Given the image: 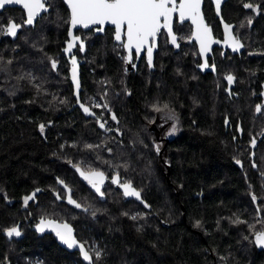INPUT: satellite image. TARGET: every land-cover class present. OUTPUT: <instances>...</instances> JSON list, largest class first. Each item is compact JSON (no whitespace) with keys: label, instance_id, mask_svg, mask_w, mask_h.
Instances as JSON below:
<instances>
[{"label":"trees","instance_id":"trees-1","mask_svg":"<svg viewBox=\"0 0 264 264\" xmlns=\"http://www.w3.org/2000/svg\"><path fill=\"white\" fill-rule=\"evenodd\" d=\"M50 6L16 41L0 40V264H264V247L254 242L264 231V105L254 96L264 82V0L224 5L223 18L236 24L245 51L219 57L216 76L196 71L190 47L176 54L164 48L154 72L126 75L105 38L90 45L81 67L83 98L97 93L118 103L115 133L71 108L60 51L68 14L58 0ZM204 12L215 24L209 3ZM11 14H0V37ZM226 73L236 77L235 98L223 91ZM108 86L120 96H108ZM164 102L183 131L170 144L177 153L158 157L145 129L155 103ZM225 117L240 122L242 140L233 141L235 129L225 133ZM251 135H262L253 149ZM75 169L120 178L149 209L124 200L109 181L98 197ZM66 186L79 208L68 202ZM42 219L67 224L91 261L79 247L60 245L52 231H38ZM17 225L20 235L9 237L6 230Z\"/></svg>","mask_w":264,"mask_h":264},{"label":"flooded vegetation","instance_id":"flooded-vegetation-1","mask_svg":"<svg viewBox=\"0 0 264 264\" xmlns=\"http://www.w3.org/2000/svg\"><path fill=\"white\" fill-rule=\"evenodd\" d=\"M50 1L51 0H46L45 7L47 11L43 12L40 17H37L33 25H28V26L26 25L27 11L26 9L23 8L22 3L9 4V5H5L3 8H0V14L6 13V12L12 13L10 18H8L6 25L2 29V35L0 37V40H2L3 38L4 40H8V41H16L20 32L23 29L34 28L37 22L44 15L50 12V9H51ZM58 1L63 5L64 9L66 10L68 14L66 37L63 40V45L60 49L61 55L65 59L66 64L68 66V72H67L68 77L70 76V73H69L70 66H71L70 61L75 59L76 63H79L80 76H81V67L86 62V57L88 55L89 46L92 45L93 43H97L98 40H102L104 38H105V42L108 41V47H110L109 50H112L111 55L120 61L121 65L123 66V72L126 75L137 73L139 69H146L147 72L148 71L154 72L156 68L158 55L161 53V51L164 48L171 49V51L174 54L178 53L180 50L185 49L186 47L195 49L196 63L194 64V67L196 71L199 72L201 75L211 74L213 76L217 75V69H218L217 64L219 63L218 62L219 57L222 60H229L235 57L240 58L245 51V47L242 42V39L235 31L236 24L233 22L226 21L223 18L222 10L228 0H223L222 2V5L220 7V18L216 16L215 0H203L202 14L204 16L205 23L207 27H210L211 34H212V42L209 44L208 50L206 51L209 53L205 55V59H203L202 54L200 53V48L198 45V43L200 42L196 39V36L193 37V34L195 33L194 31L195 24L192 23L191 19H188V21L186 22L179 23L178 15L172 13L173 22L171 23V26H172L173 35L176 37V43L173 44L171 42L167 29H161V31L157 34L155 47L152 50L151 66H149L148 58H147L148 57L147 49L150 45L148 44L144 45L141 48L139 53L136 52L135 47H133L131 50L123 47V45L127 42L126 27L122 29L121 40L117 41L115 39V26L107 22L103 25H99V24L89 25L91 27H86L85 29L84 27L77 28V27L70 26V10L68 8V5L65 3V0H58ZM180 1L181 0H174V3L176 5V10L178 9V4L180 3ZM206 3H209V5L211 6V10L214 15L213 18L215 19V24L211 20L208 21L206 19L205 12H204V7ZM168 7H172V4L170 3ZM221 21L224 23V25H228L229 27H231V29L229 28L228 31L226 32V28L222 24ZM10 23H15L17 25H20V27L17 30V34L15 36L6 34V30ZM161 23H163V19H161ZM70 30H71L72 36L69 35ZM228 32L231 33L232 38L239 40V42L242 44V51L240 53H238V50L233 49L231 41L228 40L227 38ZM73 37H78L79 39L73 41ZM192 37H193V40L191 41ZM108 38H110V40H108ZM69 43H72L73 47L70 50L66 51L69 47ZM81 44L83 45V50H81L80 48ZM204 64H207V67L200 70L199 67ZM229 75L233 77L232 83H229L227 80V77ZM222 78H223V83H224L223 91L225 95L228 98L237 97L236 77H234L232 73H226ZM113 89H114L113 87H109V86L107 87V90L109 91L108 96H111V95L113 97L120 96L117 94L116 91H114V94L113 93L111 94L110 90L113 91ZM123 89L126 91L125 87ZM83 92H84V87L80 85V92H79L80 103L88 107L94 114L93 117H88L87 119L89 118L94 119L99 129L107 130L109 133H115V131H117L118 128L120 127L118 126L119 123H121L115 111V109L118 107V103L116 102L114 103L112 100H109L107 103L104 97L97 95V93L90 94L86 96L85 98H83ZM72 96L74 98V102L71 103V108L76 103V100L74 97V87L73 86H72ZM254 96H258V97L260 96L262 99L261 104L264 105V82L262 83V91L260 93H255ZM155 104L159 105V108L161 109V111H156V110L153 111V113L155 114L154 121L150 122V125L148 126V128L145 129V132H146L145 134H147V130L152 134V138L150 140L152 139L154 140V142L151 141V145H152L151 150L153 151L154 154H156L158 157H161L162 155L169 156L170 154L172 155V154L177 153V150L176 149L173 150L172 149L173 146L171 145L175 142V140L179 139V137L182 134L183 129H182V126L180 125L181 122L178 118L177 113L175 112L173 108L172 109L169 108V105H170L169 103L164 102V103H155ZM165 105H167V107H165ZM258 106L260 108L259 103L256 102L255 105L253 106L254 114L258 112L257 111ZM72 109L73 110L77 109L82 114L79 107H75ZM104 109L107 111H104ZM113 116H115V119H113ZM223 121H224L223 128L225 130V133L228 132L232 136L233 130L235 129V135L232 137L233 141L236 142L237 139L242 140V129H241L240 122H237L234 125V123H232V121L228 117H225ZM101 124H104L103 128L100 127ZM173 126H175L174 132L172 131ZM261 136L258 139H260ZM258 139L254 135H251L249 137V140H248L249 144L247 147L249 149L255 148V146L257 145ZM142 142H143L142 147L145 150L147 148L145 138H142ZM170 148H171V152H170ZM165 166H168V165L165 164ZM75 172L77 176L82 180L85 187L88 190H90L92 193L97 195L98 197L102 196L103 185L106 184L107 181H109L111 184H113L114 189H116L121 194L124 200L136 199V197L134 196L124 195V190H123L122 185L125 184L126 182H124L120 178H117L118 179L117 183H113V179L116 177L113 176L111 179H109L106 176H104L103 183L100 185V191L97 192L96 189L92 186V184H90L88 180H86L83 176H81L80 173L84 171H77V169H75ZM84 173H89V172H84ZM62 190H64V192L66 190L68 197L72 195L73 190H69L68 186H66V188H63ZM32 196L35 197V194H33ZM33 199L29 200L28 204ZM139 203H141L144 207H146L145 204L142 203V201H139ZM53 225H58V224L53 223L51 225H48L44 227V231L45 230H48L49 232L52 231L54 233V236L57 238L59 244L68 248L67 245L62 243L61 240L57 237L56 231L54 230ZM74 248H77V247H74Z\"/></svg>","mask_w":264,"mask_h":264},{"label":"snow or ice","instance_id":"snow-or-ice-1","mask_svg":"<svg viewBox=\"0 0 264 264\" xmlns=\"http://www.w3.org/2000/svg\"><path fill=\"white\" fill-rule=\"evenodd\" d=\"M23 4V8L27 11L26 23L31 25L34 20L43 12L46 11V0H0V8L9 4ZM65 3L70 9V23L73 27L76 25H83L88 27L89 25H103L106 22L115 26V39L117 41L121 40L122 29L126 27L127 42L123 45L124 48L131 50L135 47L136 52L139 53L141 48L148 44L150 45L147 49L148 53V63L151 66L152 60V50L155 47L157 34L161 29H167L168 35L171 37V42L176 43V37L173 35L171 27V16L174 11H176V5L174 0H65ZM172 7H168L169 4ZM217 10L219 13V7L221 0H215ZM245 8H253L251 4H245ZM255 10V9H253ZM179 15L181 20L184 18H190L192 23L197 26L196 39L200 42V53L203 54L208 50L209 44L212 42L210 29L203 23V17L201 14V0H181L179 4ZM163 18V23L161 19ZM251 23V20H249ZM20 25L15 23H10L6 34L15 36ZM226 32L229 29L228 25H225ZM69 35L72 36L71 30ZM228 40L231 41L234 50H239L242 44L239 40L232 38L231 33L228 32ZM79 39L78 37H73V41ZM73 47L72 43H69V47L66 51ZM81 50H83V45H80ZM72 79L76 83L77 88H79V83L77 81L76 74V60H72ZM207 67V64L201 65V68ZM53 68H55V63H53ZM229 83H232L233 77L229 75L227 77ZM83 107L85 113H89L87 107ZM155 107V106H154ZM167 107V105H165ZM156 111H161L160 108H155ZM257 111H260L258 106ZM115 119V116H113ZM101 128L104 124L100 125ZM40 131L43 133L44 125H40ZM172 131H175V126H173ZM254 143V142H253ZM88 147H92L89 145ZM239 163V161H238ZM77 171H80L77 169ZM97 192L100 191V185L103 183L104 174L102 172H89L80 173ZM118 179L114 178L113 183H117ZM125 196H134L136 199H140V193L137 192L131 184L125 183L122 185ZM39 191V189H37ZM33 196L25 197L24 203L27 204L29 200L33 199ZM256 197L253 196L255 201ZM69 203L75 204L77 208L80 207L78 203L73 201L69 196ZM147 206V205H145ZM239 222V221H238ZM53 224L51 221L41 220L40 226H38V231H43L44 227ZM56 231L57 237L62 243L67 245L68 248L79 247L80 252L83 255L84 260L91 261L89 253L85 250L82 244H78L73 236L72 229L67 225H53ZM6 234L11 237L13 235L19 236L20 232L16 227H12L6 230ZM255 244L259 247H264V231H258L255 233ZM99 257L100 253H96Z\"/></svg>","mask_w":264,"mask_h":264},{"label":"water","instance_id":"water-1","mask_svg":"<svg viewBox=\"0 0 264 264\" xmlns=\"http://www.w3.org/2000/svg\"><path fill=\"white\" fill-rule=\"evenodd\" d=\"M181 2V1H180ZM222 2H223V0H221V3H220V7H221V5H222ZM180 4V3H179ZM179 4H178V9L176 10V11H174L173 12V14H177L178 15V21H179V23L180 22H186V21H188V19H190V18H184L183 20H181V18H180V15H179ZM202 4H203V0H201V14H202ZM220 7H219V13H218V10H217V6L215 5V12H216V16L217 17H219L220 18ZM70 10V9H69ZM47 11V10H46ZM43 12H45V11H43ZM42 12V13H43ZM41 13V14H42ZM41 14L38 16V17H40L41 16ZM202 17H203V23L206 25V23H205V20H204V16H203V14H202ZM163 19V18H162ZM171 20H172V22H173V16H171ZM221 20V19H220ZM36 21V19L34 20V22ZM34 22H33V24H34ZM222 22V21H221ZM33 24H31V25H33ZM222 24L224 25V23L222 22ZM26 25L28 26L29 24H27L26 23ZM70 26H72L71 25V23H70ZM225 26V25H224ZM75 27H84V26H82V25H76ZM88 27H91V26H88ZM172 27V26H171ZM86 27H84V29H85ZM209 29H210V27H208ZM230 29H231V27H229ZM194 31H195V33L193 34V37L194 36H196L195 34H196V31H197V26L195 25L194 26ZM168 32V31H167ZM210 32H211V29H210ZM231 32V31H230ZM193 37H192V39H191V41L193 40ZM211 37H212V34H211ZM170 39H171V37H170ZM197 42V41H196ZM198 45H199V48H200V43H198ZM242 51V47H240L239 48V50H238V53H240ZM207 53H209V52H205V53H203L202 54V57H203V59H205V55H207ZM70 63H71V66H70V71H69V73H70V76H69V80H70V83H71V85L74 87V97H75V100H76V103L73 105V107L72 108H75V107H79V109L81 110V112H82V114H83V116H85L86 118H88V117H93L94 116V114L92 113V111L89 109V113H85L84 112V110H83V107H81V103H80V100H79V92H80V85H81V83H80V66H79V63H76V74H77V81H78V83H79V88H77V86H76V83L73 81V79H72V68H73V64H72V61H70ZM199 69L201 70L202 68H201V66L199 67ZM84 106V105H83ZM84 107H86V106H84ZM143 204H145V203H143ZM146 209H149V207H145ZM17 228H19V225H17Z\"/></svg>","mask_w":264,"mask_h":264},{"label":"rangeland","instance_id":"rangeland-1","mask_svg":"<svg viewBox=\"0 0 264 264\" xmlns=\"http://www.w3.org/2000/svg\"><path fill=\"white\" fill-rule=\"evenodd\" d=\"M39 264V263H38Z\"/></svg>","mask_w":264,"mask_h":264}]
</instances>
